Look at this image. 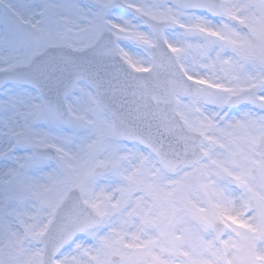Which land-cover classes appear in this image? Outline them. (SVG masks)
Instances as JSON below:
<instances>
[{
    "label": "snow or ice",
    "instance_id": "1",
    "mask_svg": "<svg viewBox=\"0 0 264 264\" xmlns=\"http://www.w3.org/2000/svg\"><path fill=\"white\" fill-rule=\"evenodd\" d=\"M0 264H264V0H0Z\"/></svg>",
    "mask_w": 264,
    "mask_h": 264
}]
</instances>
